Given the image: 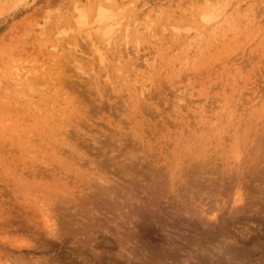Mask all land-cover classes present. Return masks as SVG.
Wrapping results in <instances>:
<instances>
[{"label":"rangeland","instance_id":"rangeland-1","mask_svg":"<svg viewBox=\"0 0 264 264\" xmlns=\"http://www.w3.org/2000/svg\"><path fill=\"white\" fill-rule=\"evenodd\" d=\"M0 264H264V0H0Z\"/></svg>","mask_w":264,"mask_h":264},{"label":"bare ground","instance_id":"bare-ground-1","mask_svg":"<svg viewBox=\"0 0 264 264\" xmlns=\"http://www.w3.org/2000/svg\"><path fill=\"white\" fill-rule=\"evenodd\" d=\"M13 5H14V3H13ZM12 6V5H11ZM10 9V8H9ZM204 15V14H203ZM83 219V218H82ZM91 230V229H90Z\"/></svg>","mask_w":264,"mask_h":264}]
</instances>
